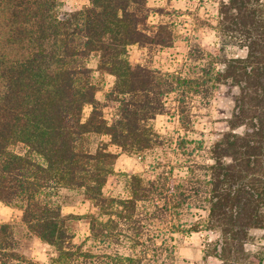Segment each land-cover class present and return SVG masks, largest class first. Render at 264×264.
<instances>
[{"label": "trees", "instance_id": "16d2710c", "mask_svg": "<svg viewBox=\"0 0 264 264\" xmlns=\"http://www.w3.org/2000/svg\"><path fill=\"white\" fill-rule=\"evenodd\" d=\"M59 4L0 0V201L20 210L29 234L54 248L51 264H174V234L201 226L217 234L204 260L264 264L263 250L246 247L251 230L264 229V0L219 1V42L243 48L244 55L193 46L176 71L128 57L131 45H174L169 23L149 22L147 0H88L63 16ZM94 53L96 69L114 77L106 93L117 103L110 120L87 64ZM218 84L238 92L228 129L206 160H196L191 141L180 137L177 149L193 162L178 179L172 170L130 174L126 197L105 192L119 155L109 144L125 153L163 145L152 121L168 112L169 99L187 129L192 102H209ZM89 134L109 141L91 150ZM18 142L25 153L10 149ZM64 191L79 193L94 211L64 213ZM196 210L206 212L200 221L184 220ZM78 218L89 224L92 246L85 249L73 242ZM18 247L12 224L0 222V264L22 260Z\"/></svg>", "mask_w": 264, "mask_h": 264}, {"label": "rangeland", "instance_id": "374dc122", "mask_svg": "<svg viewBox=\"0 0 264 264\" xmlns=\"http://www.w3.org/2000/svg\"><path fill=\"white\" fill-rule=\"evenodd\" d=\"M57 14L63 16L66 12L82 8L88 0H59ZM220 0H147L152 9L149 22L157 24L167 22L170 24L174 34V45L169 48L141 47L131 45L128 47V57L133 63L146 64L159 68L163 71H176L184 69L190 47L200 46L207 52L223 54L227 57L242 56L245 54L243 48L237 45H225L219 42L216 26L218 23V6ZM98 56L94 53L87 61L93 71L92 81L95 82L99 91L97 97L104 104V114L110 120L115 111L116 102L106 99V93L111 89L114 77L99 72L96 67ZM238 88H229L226 84H218L212 98L206 104L195 99L192 102L191 123L185 129L182 127L179 116L175 109L172 98L169 99V110L167 113L157 115L152 121L154 129L161 135L163 145L152 149L125 153L121 152L113 144L108 148L119 152L114 166V173L109 176L105 185V192L109 195L126 197L128 188L126 178L130 174H139L143 177H152L161 170H172L173 177L178 179L185 172V165L191 164L193 157L182 154L177 149V141L184 137L191 141L187 144L188 150H193L196 160H206L207 149L217 139L221 132L228 129V118L234 106V95ZM90 107L86 106L84 114L87 115ZM100 141L108 142L106 135L89 134L87 142L91 150H94ZM201 145V148H200ZM195 148V149H192ZM10 149L17 153H25L27 147L21 143H15ZM189 152V151H188ZM197 154V155H196ZM200 156H199V155ZM192 155V156H194ZM204 155V156H203ZM199 156V157H198ZM62 210L64 213L84 215L94 211L89 200L84 199L77 192H62ZM196 216L185 215L184 220L188 222L200 221L201 215L205 216L203 210H196ZM0 222H9L14 229V235L18 241V250L23 256L22 260H15L11 264H51L56 257L54 248L36 236L29 234L21 221V211L17 208L7 206L0 201ZM189 228V227H187ZM72 229L76 245L83 244V248L92 246L87 240L89 235V224L86 218H78L72 221ZM253 239L246 244L252 251H264V229H252ZM176 244V261L174 264H218L219 261L213 256L204 260V251L208 244L217 238V234L206 231L201 226L199 230H187L174 234Z\"/></svg>", "mask_w": 264, "mask_h": 264}, {"label": "clouds", "instance_id": "9594fccd", "mask_svg": "<svg viewBox=\"0 0 264 264\" xmlns=\"http://www.w3.org/2000/svg\"><path fill=\"white\" fill-rule=\"evenodd\" d=\"M226 2H227V0H226ZM239 131H241V132H242V129H240Z\"/></svg>", "mask_w": 264, "mask_h": 264}]
</instances>
